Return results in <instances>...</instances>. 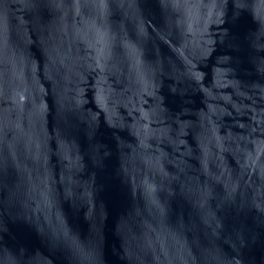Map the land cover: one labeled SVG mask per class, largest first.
<instances>
[{
	"label": "water",
	"instance_id": "95a60500",
	"mask_svg": "<svg viewBox=\"0 0 264 264\" xmlns=\"http://www.w3.org/2000/svg\"><path fill=\"white\" fill-rule=\"evenodd\" d=\"M0 264H264V0H0Z\"/></svg>",
	"mask_w": 264,
	"mask_h": 264
}]
</instances>
